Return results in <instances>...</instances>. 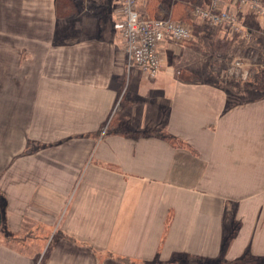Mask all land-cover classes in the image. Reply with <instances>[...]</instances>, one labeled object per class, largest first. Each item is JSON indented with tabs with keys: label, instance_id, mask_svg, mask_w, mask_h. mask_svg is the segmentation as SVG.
Listing matches in <instances>:
<instances>
[{
	"label": "crops",
	"instance_id": "1",
	"mask_svg": "<svg viewBox=\"0 0 264 264\" xmlns=\"http://www.w3.org/2000/svg\"><path fill=\"white\" fill-rule=\"evenodd\" d=\"M76 3L0 0V264H264V97L146 79L119 0Z\"/></svg>",
	"mask_w": 264,
	"mask_h": 264
},
{
	"label": "built area",
	"instance_id": "2",
	"mask_svg": "<svg viewBox=\"0 0 264 264\" xmlns=\"http://www.w3.org/2000/svg\"><path fill=\"white\" fill-rule=\"evenodd\" d=\"M193 7L190 23L168 18H140L138 0H119L116 19L120 30L122 54L128 66L139 70L146 79H154L162 68L161 46L164 43L183 45L194 40L193 24L226 39H233L244 47L254 29L264 27V0H200ZM258 33V32H257ZM242 58L233 61L231 72L245 77ZM264 67V60L250 63ZM255 65V66H254Z\"/></svg>",
	"mask_w": 264,
	"mask_h": 264
},
{
	"label": "rangeland",
	"instance_id": "3",
	"mask_svg": "<svg viewBox=\"0 0 264 264\" xmlns=\"http://www.w3.org/2000/svg\"><path fill=\"white\" fill-rule=\"evenodd\" d=\"M91 2L92 4H99L100 6H96V7H100L101 9H103V5H105V0H87V3ZM143 3V0H138V12L139 9L141 8V5ZM88 5V4H87ZM88 9L86 11L87 15H90V13H88ZM81 12V11H80ZM83 12V11H82ZM85 12V11H84ZM192 12H190V16H191ZM103 15H99V18H102ZM170 17V15H167V17L164 18H168ZM171 19V18H170ZM103 20V18H102ZM173 21H178V20H174ZM181 22H185V21H181ZM195 23L193 24V27H195ZM199 27V26H197ZM201 28V27H200ZM260 29L263 31L262 33L259 32L258 29H254L253 33L251 34V40H247L246 42H244L245 44V48H246V53H244V57L242 56L241 58H243L242 63L244 66L243 70H245L247 72V75L245 77H243V75H240V73L238 72V78H235L234 76H231V72L230 74L227 72L228 70V66L231 64V62L234 60L230 58V56H220L219 54L217 55L216 53L214 54L213 52H204V50L202 48H200V45L197 47V51H192L190 49L188 50H183L181 52L180 55H178L177 53L175 54V50L173 49L176 46L179 45H174V44H170L172 49L169 50H165L164 54L162 53V67H164L165 64V58L166 61L168 62L167 65L170 69H172L174 71L173 76L175 75V72H177L178 77L185 75V71L182 72L178 71V69L182 68L183 66H187L188 64H193L196 67L200 68L201 70H203V73L208 74V67L210 65V63L212 62V67L213 66H219L217 65V63H219L223 68L222 70L225 72L222 76H219V73L216 74H211L210 75H202L204 78H208V79H212L213 82H222L225 81L229 82L230 84L233 85L232 88H229V97L233 100V102H241V101H249V100H254V99H259V98H263L264 97V93L260 92L259 90H257L254 86L256 84L257 81H259V79H263L264 81V76L263 77H258V71L256 70V68L258 67H251L250 65V61H251V56L254 57V49L256 48L258 51L259 56H261L263 54L264 56V27H260ZM258 32V33H257ZM107 34L113 35L112 31L110 29H108L106 31ZM184 45V44H183ZM163 46V45H162ZM234 50L237 48L236 46L233 47ZM200 52V53H199ZM201 53H204L206 56H203ZM165 55V57L163 56ZM260 61H258L259 63ZM185 64V65H184ZM221 66L218 69L219 71L221 70ZM264 68V67H263ZM162 70V68H161ZM212 71V70H211ZM161 72V71H160ZM159 75V74H158ZM157 75V76H158ZM216 75V77H215ZM156 76V77H157ZM155 77V78H156ZM196 78H199V76H195Z\"/></svg>",
	"mask_w": 264,
	"mask_h": 264
},
{
	"label": "trees",
	"instance_id": "4",
	"mask_svg": "<svg viewBox=\"0 0 264 264\" xmlns=\"http://www.w3.org/2000/svg\"><path fill=\"white\" fill-rule=\"evenodd\" d=\"M202 4L200 0H143L141 8L139 9L140 18L143 19H159L170 15L171 19L178 21H185L190 23V12L196 5ZM78 5L76 0H55V11L56 15L60 18H69L77 15ZM194 40L189 44L200 45V48L204 52H213L220 56H233L235 58H241V49L236 38L226 39L224 36H218L210 31L204 30L200 27H195ZM200 39V41H197ZM234 46L237 48L234 50ZM256 54V52H254ZM259 55V54H258ZM263 56V54H262ZM232 61V63H233ZM258 77L264 76V68L258 67ZM257 90L264 93V81L259 79L254 86Z\"/></svg>",
	"mask_w": 264,
	"mask_h": 264
},
{
	"label": "bare ground",
	"instance_id": "5",
	"mask_svg": "<svg viewBox=\"0 0 264 264\" xmlns=\"http://www.w3.org/2000/svg\"><path fill=\"white\" fill-rule=\"evenodd\" d=\"M138 10V9H137ZM140 16V15H139ZM143 18V17H142ZM196 27V26H195ZM194 30H196V29H194ZM243 59V58H242ZM235 60H236V58H235Z\"/></svg>",
	"mask_w": 264,
	"mask_h": 264
}]
</instances>
